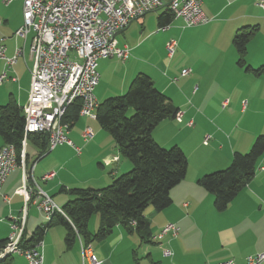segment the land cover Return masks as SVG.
<instances>
[{"label": "crops", "instance_id": "0c3cea01", "mask_svg": "<svg viewBox=\"0 0 264 264\" xmlns=\"http://www.w3.org/2000/svg\"><path fill=\"white\" fill-rule=\"evenodd\" d=\"M201 1L202 11L208 18L206 24L185 28L181 19H174L165 32L151 30L144 36L141 33L142 37L133 40L132 44L121 42L117 35L114 39L118 45H127L130 49L128 59L121 62L111 58L98 63L99 80L94 95L99 104L123 95L138 74L146 75L178 109L181 131H187L191 143H196L192 148L193 164H188L185 178L170 191V206L144 215L147 222L145 232L150 237L143 240L135 232L116 225L109 236L97 241L98 245L104 241L110 244L101 253L103 262L99 260L100 264H217L226 261L243 264L247 257L264 252V170L256 169L251 182L239 191L223 212L215 210L213 196L198 184L202 176L225 169L233 153L248 152L255 138L264 135V13L252 0ZM146 20L144 15L136 21L144 25ZM22 22L21 0L9 5L0 0V44L5 47L7 57H12L16 49L21 50L12 67L0 60V75H6L0 85V106L12 98L22 107L28 98L34 64L31 53L33 34L29 33L25 39L14 36ZM244 27H256V32L246 45L244 66H239L232 39ZM130 34L131 24L119 35L128 39ZM155 37H159V46L149 41ZM170 39L177 41L171 59L165 48ZM260 68L262 70L256 72ZM184 69L189 73L181 77ZM201 90L213 93L210 103L207 99L196 101ZM193 100L195 103L191 102ZM222 103L227 105L223 107ZM189 123L192 125H187ZM86 127H90L94 134L88 142L82 138ZM157 129L152 137L162 145ZM206 136L209 141L205 145ZM67 137L81 149L79 155L71 147L62 145L50 156L51 151L37 160V146L29 141L26 149L27 168L35 163L32 173L35 182L59 208L68 201V197L60 193L61 188L79 186L75 188L99 190L131 169L129 161L118 154L112 138L94 121L79 118L69 129ZM263 160L264 155L257 166ZM50 172H54L55 177L43 181V176ZM22 186L23 173L17 168L0 187V240L8 239L9 224L12 219L20 217L24 206ZM3 195L9 200L4 201ZM33 208L31 206L27 211L25 240L30 238H26L29 227L33 233L40 226L38 213ZM100 223L99 215L97 229ZM166 224L176 225L178 235L173 237L168 233L153 241L152 238ZM61 227L46 231L42 241L43 264H80V245L74 249L80 240L76 239L67 249L64 242L66 231ZM130 239L138 245L135 250L128 249ZM125 240V248L119 251V245ZM164 250H168L170 256H164ZM18 258L13 260V256L10 257L8 264H27L24 258Z\"/></svg>", "mask_w": 264, "mask_h": 264}, {"label": "built area", "instance_id": "2783aa9c", "mask_svg": "<svg viewBox=\"0 0 264 264\" xmlns=\"http://www.w3.org/2000/svg\"><path fill=\"white\" fill-rule=\"evenodd\" d=\"M16 0H2L9 5ZM264 13V0H252ZM22 25L15 32L16 38L25 39L33 34L31 53L34 64L30 72V88L26 103L21 107L24 115V139L18 154L12 145L0 147V187L7 177L20 168L23 173L24 206L20 217L12 219L7 243L0 251V260L18 256L27 264H43V243L33 248L24 247L22 240L25 232L27 211L34 207L48 221L55 214H63L52 200L35 182L30 169L25 164L26 136L33 133H45L48 136V150L53 151L58 146L67 145L76 155L81 149L75 146L67 137L69 127L63 122L66 110L73 103L80 105L78 116L95 120L98 102L94 91L98 84V63L105 59H117L124 62L130 55L127 45H118L114 35L124 30L129 24L147 13L162 9L167 3L168 10L174 19H181L185 28L204 25L208 18L202 11L201 0H21ZM169 26L158 29L165 32ZM177 41L170 39L166 43L167 57L171 59L176 51ZM75 53L80 62L72 61L70 54ZM20 49H16L12 57L5 55V47L0 44V60L7 67L16 64ZM188 70L181 71V77ZM0 75V85L5 78ZM180 118V113L176 120ZM191 126L192 124L189 123ZM94 137L90 127L82 132L85 142ZM209 137L203 143L206 145ZM117 160V158H115ZM258 171L264 170V160L257 166ZM55 177L54 172L43 176V181ZM4 201L8 197L3 195ZM264 213V205H263ZM130 226L135 227L131 221ZM179 228L174 224L165 225L153 241L160 240L170 233L176 237ZM82 264H100L93 254L90 245L79 241ZM164 256H170L168 250ZM264 263V252L246 258L243 264ZM217 264H235L226 261Z\"/></svg>", "mask_w": 264, "mask_h": 264}, {"label": "trees", "instance_id": "16d2710c", "mask_svg": "<svg viewBox=\"0 0 264 264\" xmlns=\"http://www.w3.org/2000/svg\"><path fill=\"white\" fill-rule=\"evenodd\" d=\"M161 10L157 17L158 29L169 26L174 20L167 6ZM255 32L256 27H244L232 39L239 66H244L246 45ZM79 108V103L75 102L66 110L63 122L69 129L80 118ZM130 109L133 114L128 117ZM178 114V109L143 74H138L131 81L123 95L98 103L95 120L112 138L120 157L129 161L131 169L99 190L61 188L60 193L68 197L61 208L63 214H55L46 225L38 226L28 240L23 236L22 245L33 248L43 241L46 231L55 226L65 229L64 242L67 249L74 245L76 239L85 246L92 241H101L112 233L116 225L135 232L143 240L150 237L145 232V210L152 208L160 212L167 209L171 204L170 191L187 173L188 164L184 152L178 146L164 148L152 137L153 131L162 121L176 120ZM24 123L22 109L14 99L10 98L4 106H0V139L3 145H12L18 154L24 139ZM29 141L39 149L37 160L50 152L47 148V134H28L26 142ZM25 154L27 163V151ZM263 155L264 135H259L248 152L233 153L225 169L206 174L198 180V184L213 196L217 212H223L239 191L251 182ZM94 214L100 215L101 223L97 231L91 234L88 222ZM131 221L135 222V227L129 225ZM6 243L7 240H0V251ZM9 258L0 260V264H8Z\"/></svg>", "mask_w": 264, "mask_h": 264}, {"label": "rangeland", "instance_id": "374dc122", "mask_svg": "<svg viewBox=\"0 0 264 264\" xmlns=\"http://www.w3.org/2000/svg\"><path fill=\"white\" fill-rule=\"evenodd\" d=\"M161 12H162V10L160 9L158 11H154V12H150V13L145 14V17L147 18V20H146V23L144 25L139 21H133L131 23V33L132 34L127 36L128 39H124L121 35H118L116 38H118L121 42H126L128 44H132L134 42L133 40H136L137 38L142 37L140 35L141 33L144 36V34L145 35L148 34L151 30H153V32H156V31L158 32L157 17ZM169 26H171V25H169ZM149 41L150 42L153 41L156 44V46H159V41H160L159 37H155V39H149ZM156 49H157V52H160V50L158 48H156ZM70 57H71L72 61L80 62V60L76 57L74 52L70 54ZM203 99H207L210 103L211 100L213 99V93H206L203 90H201L198 94V97L196 98V101L198 102V101L203 100ZM191 102L195 103L194 100ZM174 103H176V100H174ZM186 105L189 108H191L190 103H187ZM224 105L226 106L227 104L222 103L223 107H225ZM204 106H205V104H204ZM132 114H133V110L130 109L127 113V116L129 117ZM90 120L94 121L95 124H98L96 120H92V119H90ZM180 123H181V114H180L179 119L174 120L173 122L169 121V120H164L156 127V129L158 128L157 130H160V133L158 134V136L160 138L159 142L162 144L160 146L166 147V148H170L172 146H178L184 152V154L187 158V164L192 165L193 159L195 158V157H192V148H194L196 146V143H191V136L189 135V133L187 131H181L182 127L179 125ZM187 125H189V124H187ZM26 146H27V142H26ZM26 146H25V150H26ZM51 153H52V151L50 152L49 156L51 155ZM25 164H26V166H28L27 163H25ZM82 176L83 175H80L79 177H82ZM75 187H79V186H73V188H75ZM33 210L36 211V213H38L36 215L38 216V221L40 222L39 225L40 226L46 225L48 220L42 214H40L35 208H33ZM149 212H153V209L147 208L144 212V215L146 216ZM98 222H99V214H94L91 217L90 222H89V231L91 234L94 233L95 230L97 229ZM9 230H10V224H9ZM31 230H33L32 227H29L27 230V234H26L27 239L30 237V235L32 233ZM48 231H50V229ZM48 235H49V237H48ZM134 236L136 237V234ZM47 237H48V241H50V232L47 234ZM128 244L135 245L134 248H132L130 245L128 247L129 250H133V249L135 250L138 246V245H136L134 239L128 240ZM109 245L110 244L108 241H104L99 245H98L97 241H92L90 243L91 250H92L93 254L95 255V257L97 258L98 261L100 260L101 262H103V259L101 257L102 256L101 253L104 251L106 246H109ZM77 246L79 247L78 241H77L76 245L74 246V249H76ZM125 246H126V240L119 245L118 250L122 251L125 248ZM99 255H100V257H99ZM18 259H19L18 256H13V260H18ZM80 264H82L81 261H80ZM85 264H87V263L85 262Z\"/></svg>", "mask_w": 264, "mask_h": 264}, {"label": "water", "instance_id": "95a60500", "mask_svg": "<svg viewBox=\"0 0 264 264\" xmlns=\"http://www.w3.org/2000/svg\"><path fill=\"white\" fill-rule=\"evenodd\" d=\"M122 31L117 32L113 38H115L117 35H119Z\"/></svg>", "mask_w": 264, "mask_h": 264}, {"label": "bare ground", "instance_id": "6f19581e", "mask_svg": "<svg viewBox=\"0 0 264 264\" xmlns=\"http://www.w3.org/2000/svg\"><path fill=\"white\" fill-rule=\"evenodd\" d=\"M166 6H167V3L165 4V7H166ZM137 20H138V19H137ZM135 21H136V20H135ZM131 23H132V22H131ZM131 23H130V24H131ZM130 24H129V25H130Z\"/></svg>", "mask_w": 264, "mask_h": 264}]
</instances>
